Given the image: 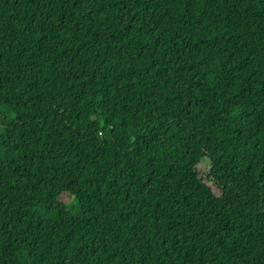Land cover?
Returning a JSON list of instances; mask_svg holds the SVG:
<instances>
[{"label":"trees","instance_id":"obj_1","mask_svg":"<svg viewBox=\"0 0 264 264\" xmlns=\"http://www.w3.org/2000/svg\"><path fill=\"white\" fill-rule=\"evenodd\" d=\"M0 264H264V0H0Z\"/></svg>","mask_w":264,"mask_h":264},{"label":"rangeland","instance_id":"obj_2","mask_svg":"<svg viewBox=\"0 0 264 264\" xmlns=\"http://www.w3.org/2000/svg\"><path fill=\"white\" fill-rule=\"evenodd\" d=\"M196 168L205 171L208 168V164L206 162H204V161H200ZM70 199H71V197L67 193H63V194L60 195V200L61 201L67 202Z\"/></svg>","mask_w":264,"mask_h":264}]
</instances>
